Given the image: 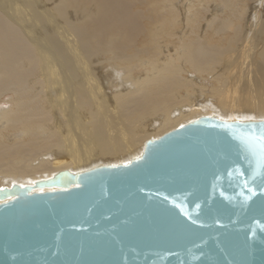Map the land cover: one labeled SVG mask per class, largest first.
<instances>
[{"label":"bare ground","instance_id":"obj_1","mask_svg":"<svg viewBox=\"0 0 264 264\" xmlns=\"http://www.w3.org/2000/svg\"><path fill=\"white\" fill-rule=\"evenodd\" d=\"M203 115L264 119V0H0V188Z\"/></svg>","mask_w":264,"mask_h":264},{"label":"water","instance_id":"obj_2","mask_svg":"<svg viewBox=\"0 0 264 264\" xmlns=\"http://www.w3.org/2000/svg\"><path fill=\"white\" fill-rule=\"evenodd\" d=\"M261 124L203 115L127 162L0 188V264H264V169L238 138Z\"/></svg>","mask_w":264,"mask_h":264},{"label":"snow or ice","instance_id":"obj_3","mask_svg":"<svg viewBox=\"0 0 264 264\" xmlns=\"http://www.w3.org/2000/svg\"><path fill=\"white\" fill-rule=\"evenodd\" d=\"M249 127L250 129H255L256 126L251 125ZM238 138L245 148L251 152L252 156L255 157L257 166L264 169V124H261L259 131L249 130L247 132H241ZM238 174L243 178V170H240Z\"/></svg>","mask_w":264,"mask_h":264},{"label":"rangeland","instance_id":"obj_4","mask_svg":"<svg viewBox=\"0 0 264 264\" xmlns=\"http://www.w3.org/2000/svg\"><path fill=\"white\" fill-rule=\"evenodd\" d=\"M106 158H101V160H98L99 162H106V164H107V162H110V163H112V164H118V163H115V162H112V160L110 159V158H108V159H106Z\"/></svg>","mask_w":264,"mask_h":264}]
</instances>
